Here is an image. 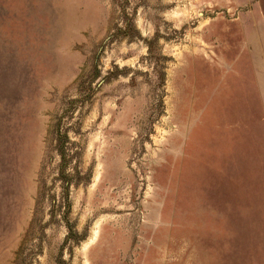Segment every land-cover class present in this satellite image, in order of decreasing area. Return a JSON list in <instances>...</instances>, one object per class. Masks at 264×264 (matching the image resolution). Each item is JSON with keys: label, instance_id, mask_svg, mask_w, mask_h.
I'll use <instances>...</instances> for the list:
<instances>
[{"label": "rangeland", "instance_id": "obj_1", "mask_svg": "<svg viewBox=\"0 0 264 264\" xmlns=\"http://www.w3.org/2000/svg\"><path fill=\"white\" fill-rule=\"evenodd\" d=\"M264 0H0V264H264Z\"/></svg>", "mask_w": 264, "mask_h": 264}, {"label": "crops", "instance_id": "obj_2", "mask_svg": "<svg viewBox=\"0 0 264 264\" xmlns=\"http://www.w3.org/2000/svg\"><path fill=\"white\" fill-rule=\"evenodd\" d=\"M260 68L262 69V72H264V59L260 63Z\"/></svg>", "mask_w": 264, "mask_h": 264}]
</instances>
